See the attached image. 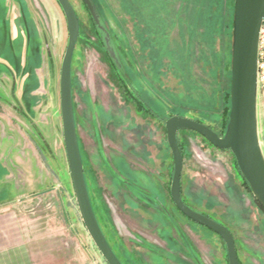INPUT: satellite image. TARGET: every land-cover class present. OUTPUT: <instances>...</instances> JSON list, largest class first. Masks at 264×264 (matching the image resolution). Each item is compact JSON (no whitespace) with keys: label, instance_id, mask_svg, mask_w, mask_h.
Instances as JSON below:
<instances>
[{"label":"rangeland","instance_id":"1","mask_svg":"<svg viewBox=\"0 0 264 264\" xmlns=\"http://www.w3.org/2000/svg\"><path fill=\"white\" fill-rule=\"evenodd\" d=\"M68 1L80 24L70 63L77 144L109 246L124 264H228L219 236L171 201L165 122L184 117L224 134L234 0H93L132 93L112 76L82 1ZM66 37L56 0H0V222L13 264H106L81 223L65 158ZM176 140L186 206L231 232L240 264H264V215L233 155L194 133Z\"/></svg>","mask_w":264,"mask_h":264},{"label":"water","instance_id":"2","mask_svg":"<svg viewBox=\"0 0 264 264\" xmlns=\"http://www.w3.org/2000/svg\"><path fill=\"white\" fill-rule=\"evenodd\" d=\"M98 34L110 62L124 74L120 55L106 23L93 0H81ZM67 27V46L60 68V110L63 145L77 210L95 249L106 264H122L116 257L97 223L88 197L84 168L80 157L71 93V60L79 37V21L68 0H56ZM264 20V0H234L231 32L230 111L226 130L220 137L207 126L192 119L173 116L165 122L166 140L173 160L170 198L174 207L190 221L215 233L226 248L228 264H240L233 235L228 229L193 211L181 198L180 178L183 158L177 144L178 130L200 135L214 148L229 151L249 186L253 198L264 209V154L260 145L257 103L258 40Z\"/></svg>","mask_w":264,"mask_h":264},{"label":"trees","instance_id":"3","mask_svg":"<svg viewBox=\"0 0 264 264\" xmlns=\"http://www.w3.org/2000/svg\"><path fill=\"white\" fill-rule=\"evenodd\" d=\"M94 2V1H93ZM95 4V3H94ZM96 5V4H95ZM97 7V6H96ZM101 15V14H100ZM91 20V19H90ZM91 24H92V21H91ZM92 28H93V31H94V34H95V36L97 37L98 36V34H97V32H96V30H95V28H94V25L92 24ZM94 36V37H95ZM98 41H99V45L101 46V48H102V50L104 49V47H103V45H102V43H101V41H100V39H99V37H98ZM103 52H104V54L106 55V57H107V59H108V63H110V65H111V69L113 70V74L114 75H112L113 77H114V79L117 81V83L118 84H121V83H123V85L125 86L124 87V89L126 90V91H128V93H132V91H134V90H132V87H130V86H128V84L130 83V81L128 80V76H127V72H126V70H125V73L124 74H121V73H119L117 70H116V68L114 67V65L110 62V59H109V57H108V55H107V53L105 52V50H103ZM125 69V68H124ZM131 98H133L134 100H135V102H137L138 103V105H141V102H139V101H137V99H136V97L133 95V94H131ZM227 99H228V106H227V119H226V121H225V130H226V124L228 123V116H229V112L228 111H230V88H229V92H227ZM196 122H199V121H196ZM199 123H201V122H199ZM202 124V123H201ZM208 127V126H207ZM208 128H210V127H208ZM211 129V128H210ZM212 130V129H211ZM213 131V130H212ZM180 132H189V133H194V134H196V135H198L197 133H195V132H192V131H185V130H181V131H179L178 130V133L177 134H179ZM220 136V135H219ZM206 139H204V141H205ZM207 142V141H206ZM177 144H178V147H179V149H180V153H181V155H182V157H183V151H182V148H181V146L179 145V142H178V140H177ZM210 146H212L211 144H210ZM227 152H229V151H227ZM236 163V161H235V159L233 158V164L232 165H234V168H235V170H236V172H237V174H238V177L241 179V181H242V185L245 187V189L248 191V192H250L251 193V191H249V186H248V184H247V182L245 181V179L244 178H242L243 176L241 175V173H240V171H239V169H238V167H237V164H235ZM84 178H85V182L87 183V181H86V177H85V171H84ZM85 183V184H86ZM86 186H87V190H88V184H86ZM73 188V187H72ZM88 192H89V190H88ZM88 195H89V193H88ZM254 199V198H253ZM182 201L184 202V200L182 199ZM90 203H91V206H92V209L91 210H93L94 209V206H93V204H92V201H91V198H90ZM184 204H186L185 202H184ZM254 204L257 206V208L259 209V211L264 215V209L259 205V204H257V202L255 201V199H254ZM93 212H94V215H95V217H96V220H97V223L99 222L98 221V217H97V215H96V212H95V210H93ZM205 216V215H204ZM194 223V222H193ZM98 224H100V223H98ZM100 226V225H99ZM200 226V225H199ZM100 229H101V227H100ZM102 231V230H101ZM103 235L102 236H104L105 234L104 233H102ZM105 237V239H106V241L108 242V244H109V241H108V239L106 238V236H104ZM110 249H112V247L110 248ZM112 251L114 252V254L116 255V257L119 259V257L117 256V254L115 253V251H114V249H112ZM119 262H121L120 261V259H119ZM122 263V262H121ZM122 264H124V263H122Z\"/></svg>","mask_w":264,"mask_h":264},{"label":"built area","instance_id":"4","mask_svg":"<svg viewBox=\"0 0 264 264\" xmlns=\"http://www.w3.org/2000/svg\"><path fill=\"white\" fill-rule=\"evenodd\" d=\"M257 58V103L258 109L262 110L264 118V20L261 25L258 40ZM264 124V122H263Z\"/></svg>","mask_w":264,"mask_h":264},{"label":"crops","instance_id":"5","mask_svg":"<svg viewBox=\"0 0 264 264\" xmlns=\"http://www.w3.org/2000/svg\"><path fill=\"white\" fill-rule=\"evenodd\" d=\"M3 200V199H2ZM3 225V222H0V264H13L12 261V244L7 239L6 228ZM17 264H26L25 261H18Z\"/></svg>","mask_w":264,"mask_h":264}]
</instances>
